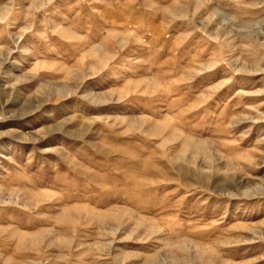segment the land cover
<instances>
[{
  "label": "rangeland",
  "instance_id": "374dc122",
  "mask_svg": "<svg viewBox=\"0 0 264 264\" xmlns=\"http://www.w3.org/2000/svg\"><path fill=\"white\" fill-rule=\"evenodd\" d=\"M0 264H264V0H0Z\"/></svg>",
  "mask_w": 264,
  "mask_h": 264
}]
</instances>
